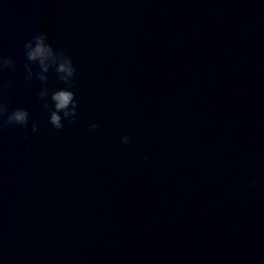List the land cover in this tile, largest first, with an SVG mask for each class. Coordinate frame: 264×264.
<instances>
[{"label":"clouds","instance_id":"1","mask_svg":"<svg viewBox=\"0 0 264 264\" xmlns=\"http://www.w3.org/2000/svg\"><path fill=\"white\" fill-rule=\"evenodd\" d=\"M25 63L24 80L25 88L34 80L39 81L41 88L36 93L41 102L42 110L48 113V122L57 130L64 127V122L75 123L78 114V101L75 98L76 67L72 58L62 49L54 48L49 42L47 33H35L29 40L23 43ZM35 69V70H34ZM16 60L11 55L0 53V74L4 72H17ZM54 74L57 81L63 87L50 89L48 87L49 74ZM13 87L12 81L0 80V132L12 127H20L25 130L24 139H27L30 113L25 108H11L7 99L9 90ZM100 125L96 122L89 124V130L94 132ZM39 130L38 123L31 124V133L36 134ZM131 137L124 135L120 138L121 144L127 145ZM147 160V156L144 157ZM254 187L256 181L253 179Z\"/></svg>","mask_w":264,"mask_h":264}]
</instances>
